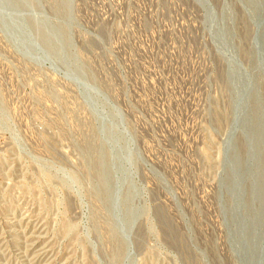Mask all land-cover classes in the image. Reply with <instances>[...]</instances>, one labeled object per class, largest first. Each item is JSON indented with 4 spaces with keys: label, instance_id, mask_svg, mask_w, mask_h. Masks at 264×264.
<instances>
[{
    "label": "rangeland",
    "instance_id": "obj_1",
    "mask_svg": "<svg viewBox=\"0 0 264 264\" xmlns=\"http://www.w3.org/2000/svg\"><path fill=\"white\" fill-rule=\"evenodd\" d=\"M70 4L64 21L77 56L53 30L63 23L49 3L0 0V264H113L116 242L106 250L98 224L125 243L120 264H264L263 253L250 259L247 212L234 224L221 208L232 157L228 125L243 128L228 121L215 17L205 32L204 10L192 0ZM231 53L246 67L243 55ZM83 67L94 82L78 73ZM239 92L238 109L247 107ZM92 137L113 154L110 203L101 214L102 201L91 195L100 179L90 175L85 148Z\"/></svg>",
    "mask_w": 264,
    "mask_h": 264
},
{
    "label": "bare ground",
    "instance_id": "obj_2",
    "mask_svg": "<svg viewBox=\"0 0 264 264\" xmlns=\"http://www.w3.org/2000/svg\"><path fill=\"white\" fill-rule=\"evenodd\" d=\"M45 1L46 3H49L52 12L57 17L62 18L58 21L60 23H63L64 25L57 24L53 30L57 32L58 35H60V39L64 43L65 51L70 56H77V52L75 53L72 49V38L70 37L71 35H69V21H64V19L68 20L72 15L71 12H69V10L71 11L70 0H10V3L16 4L20 7H25L27 4L39 8L40 4L45 5ZM192 1L196 3V5H200L204 10L203 23L205 29L210 30V17H212L213 19L215 17V20H217L219 24L220 29L219 27L216 29L217 33L215 32V36L217 38V43L218 41H220V43L222 42L220 45L218 44L217 48L219 49V54L224 58V61L226 63L223 86L224 90L227 91L226 93L230 101L228 103L229 112L227 117L228 121H230V118H233V122L235 123L236 121H238L243 128L242 131L238 133L234 131L233 125L232 127H230L231 125L228 123V128H230V131H232L233 133V142L231 141L232 157L230 169L224 181L225 187L228 188H226L227 190L225 189V192L224 187L220 188L221 191L219 190L221 192L220 196L222 199L221 208L226 211V218L228 220V223L234 224L237 222V218H239L240 216V210H245V212H247V217L249 220V223H247V220L245 219L247 235L251 239L250 243H254V247L251 249L249 248V253L252 256L254 255V257L250 259H252L253 262H255L256 260L257 263L258 261H260L262 253L264 254V0H242L245 5L252 11V25L255 28L258 27V30L256 29V37H252V39L250 36H248L245 29L244 23L247 21V17L245 18V16H241L236 10V7L239 6L237 0L234 3H226L225 0H213V2L216 3L217 14L212 12L211 7L207 2L208 0ZM237 14L242 19L243 28H241L240 18L237 16ZM57 17L56 20L58 19ZM250 18L251 17H249L248 20ZM35 21L37 22V20ZM35 21L31 20L30 25L37 33L38 37L41 39L45 47L51 53L60 55L61 51L57 47L54 39L51 38L44 30L38 27ZM212 24L213 23H211V25ZM66 27L68 28V31ZM212 27L211 29L214 28ZM248 40H250V45H252V48H250V50H246L243 46L245 44V41ZM61 48L63 49V47ZM230 51H233L238 56L243 55V59L246 61V67H240L238 61L230 55ZM78 70V73L80 72L82 76L94 82L95 78L92 76L88 69L83 67ZM242 77H246L247 79H242ZM251 77L254 81L253 83L257 86L255 92L252 89L251 91L249 90L251 88V83L249 81ZM237 90L238 92L241 91V93L239 92V95H241L240 98L243 97V100H247H245L247 103V107L245 106L246 108L244 107V105L243 107L241 106L242 108H236L240 103L244 102L243 100V102H240L239 99L237 100V98L239 97H234V94L237 92ZM236 101H238L239 104ZM85 146V148L90 150L93 155V161L91 162V164L93 165V169L90 171V175L96 176L98 180L100 179L98 186H96V191H92L91 195L93 196L94 194L96 197H98L99 201H102L101 205H99V207L97 208L98 211L96 212L101 214L102 212H104V208L107 207V205L109 206L110 203L109 195L111 193V190L109 183L113 184V169L111 163L113 154H111L109 149H107L106 147L99 146V140L97 139V137H92L90 140L86 141ZM240 190L242 192L245 191L244 195H242V192V194L239 192ZM238 192L242 196H244V198L241 196L242 198L240 197V199L238 196L240 194ZM236 196H238V198L240 199L239 201H235ZM219 198L220 197H218V199ZM97 217L99 216L97 215ZM241 220L242 219L240 218V221ZM96 223L98 224L99 222ZM242 224L243 223H241V225ZM100 225L101 224H98L97 228L99 229L97 230H100L101 233L100 237L103 242L102 246L104 245L105 249L107 250V247L108 245H110V243L116 242L115 250H111L110 248L112 254L109 255L112 257L113 264H120L121 258L126 250L125 243L122 240H119L115 228H112L108 224H106L104 228ZM234 237L235 236L233 232V238ZM238 241L239 240H237V242ZM186 244L191 248L190 242H186ZM260 245H263V247H260ZM261 264H263L262 261Z\"/></svg>",
    "mask_w": 264,
    "mask_h": 264
},
{
    "label": "water",
    "instance_id": "obj_3",
    "mask_svg": "<svg viewBox=\"0 0 264 264\" xmlns=\"http://www.w3.org/2000/svg\"><path fill=\"white\" fill-rule=\"evenodd\" d=\"M237 1H238V5L239 6L236 7L237 8L236 10L238 11V13L241 16L243 15V17L245 16V18L247 17V21L244 23L245 24V29H246V32H247L248 36H250L251 39H252V37L253 38L256 37V33H257V30H258V27L255 28L252 25V15H251L252 11H251V9L249 7H247L245 5V3L242 0H237ZM225 2H226V0H225ZM248 16L251 17L249 20H248V18H249ZM250 40L245 41V44L243 45L246 50H250V48H252V45H250ZM251 44H252V42H251Z\"/></svg>",
    "mask_w": 264,
    "mask_h": 264
},
{
    "label": "trees",
    "instance_id": "obj_4",
    "mask_svg": "<svg viewBox=\"0 0 264 264\" xmlns=\"http://www.w3.org/2000/svg\"><path fill=\"white\" fill-rule=\"evenodd\" d=\"M229 1L234 3L236 0H229ZM237 16L240 18V16L238 14H237ZM240 23H241V28H243L242 27L243 26V23H242V19L241 18H240ZM206 31H207V29H205V32ZM210 42H211V40H210ZM212 46L214 47V50H215L216 54L218 55V58H219L220 62L222 63V66H223V68H222L223 71L221 72V78H222L221 81H222V84H223V80H224V77H225V71H226V63L224 61V58L219 54V52H217L218 51V48H217V46L215 44H213V42H212ZM228 112H229V110H228Z\"/></svg>",
    "mask_w": 264,
    "mask_h": 264
}]
</instances>
